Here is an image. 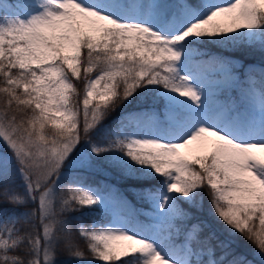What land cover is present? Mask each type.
Instances as JSON below:
<instances>
[{
  "label": "snow or ice",
  "instance_id": "snow-or-ice-1",
  "mask_svg": "<svg viewBox=\"0 0 264 264\" xmlns=\"http://www.w3.org/2000/svg\"><path fill=\"white\" fill-rule=\"evenodd\" d=\"M213 45L264 56V0H0V264L264 260V68Z\"/></svg>",
  "mask_w": 264,
  "mask_h": 264
},
{
  "label": "trees",
  "instance_id": "trees-1",
  "mask_svg": "<svg viewBox=\"0 0 264 264\" xmlns=\"http://www.w3.org/2000/svg\"><path fill=\"white\" fill-rule=\"evenodd\" d=\"M208 50L210 52H213L217 55H223L227 56L231 59L241 61L245 67L248 65H254L250 71L256 73L259 75L260 69L264 68V56H261L260 53L254 49H241L239 51H234L232 49L225 50L224 48H217L216 46H209ZM2 144H0V150H2ZM14 176V183L12 184V187L15 188L17 192H19L21 195L24 194L23 189V182L21 178L18 175H15V172L13 171ZM86 179L83 181L86 185H92L94 187H104L112 186L116 190H118L123 196L127 198V200L130 202V204L133 205V207H136L138 205H143L142 202L138 201L137 197L132 193L131 190H129V182L125 181L115 170L106 169L102 163L101 166L97 169L85 173ZM65 181L62 180V183ZM205 198V204H206ZM8 208L14 207L13 205H7ZM33 205L29 201L27 205L19 206V210L21 212H28L32 210ZM185 209H187V205H184ZM194 217L197 219H206L209 222L212 223L213 228L217 231V233L221 236L222 239L227 238L225 233H222V225H217L215 222L212 221V218L208 216L207 212V204L205 206V209L202 212H196L195 210H192ZM80 213H72L70 216H79ZM91 222L90 217H86L84 219V224L88 225ZM195 221H189V223H194ZM38 223V221H37ZM73 230L77 231L76 223L73 222ZM75 241L77 245L80 248L86 247V241L83 240V238L79 237L78 231L77 235L75 237ZM233 248L235 249V253L237 255L245 256L247 259L253 261V264H264V260H262L256 250L248 244L246 241L240 239L239 237L236 238V242L233 244ZM122 264V262H120Z\"/></svg>",
  "mask_w": 264,
  "mask_h": 264
},
{
  "label": "rangeland",
  "instance_id": "rangeland-1",
  "mask_svg": "<svg viewBox=\"0 0 264 264\" xmlns=\"http://www.w3.org/2000/svg\"><path fill=\"white\" fill-rule=\"evenodd\" d=\"M222 2H226V0H222ZM235 95V94H234ZM187 151V150H185ZM148 208V205L144 204V206H141L139 207L137 210H140V209H147Z\"/></svg>",
  "mask_w": 264,
  "mask_h": 264
}]
</instances>
